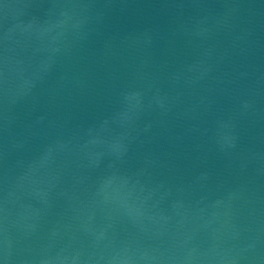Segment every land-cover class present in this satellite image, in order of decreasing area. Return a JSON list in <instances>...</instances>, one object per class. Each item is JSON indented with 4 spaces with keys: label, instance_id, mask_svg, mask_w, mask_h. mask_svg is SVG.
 Instances as JSON below:
<instances>
[{
    "label": "water",
    "instance_id": "obj_1",
    "mask_svg": "<svg viewBox=\"0 0 264 264\" xmlns=\"http://www.w3.org/2000/svg\"><path fill=\"white\" fill-rule=\"evenodd\" d=\"M0 264H264V0H0Z\"/></svg>",
    "mask_w": 264,
    "mask_h": 264
}]
</instances>
